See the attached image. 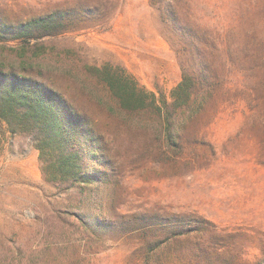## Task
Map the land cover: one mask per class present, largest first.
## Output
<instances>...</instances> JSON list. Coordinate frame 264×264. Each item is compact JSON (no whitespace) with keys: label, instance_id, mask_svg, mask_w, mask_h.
I'll return each mask as SVG.
<instances>
[{"label":"rangeland","instance_id":"374dc122","mask_svg":"<svg viewBox=\"0 0 264 264\" xmlns=\"http://www.w3.org/2000/svg\"><path fill=\"white\" fill-rule=\"evenodd\" d=\"M50 14L48 35L0 41V78L63 99L80 168L51 180L53 159L0 122V264H264V104L228 81L242 73L201 112L172 110L169 133L104 81L169 103L197 28L224 73L250 60L263 79L264 0H0L4 24Z\"/></svg>","mask_w":264,"mask_h":264},{"label":"trees","instance_id":"16d2710c","mask_svg":"<svg viewBox=\"0 0 264 264\" xmlns=\"http://www.w3.org/2000/svg\"><path fill=\"white\" fill-rule=\"evenodd\" d=\"M167 15L170 22L171 19L176 21L172 12ZM55 16L50 14L38 17L16 26L0 22V41H17L48 35ZM195 30L184 34L188 43L186 49H182L185 54L180 62L181 80L171 91L169 103L164 99L158 101L155 94L143 88L115 84L112 78L104 80L106 87L119 100L122 108L129 111L154 108L163 115L166 118V133L170 130L169 119L172 110L195 107L196 113L201 112L207 103L215 100L224 77L226 78L233 68L242 73L238 74L236 79L230 77L232 80H228L232 82L233 88L249 97V104L254 111H258L261 102L264 104V77L260 79L252 73V61L230 60V68L224 73V66L215 57L216 47L208 45L200 29ZM263 65L264 63H260L256 67L262 68ZM248 79L250 82H247ZM252 80L254 82L251 84ZM71 118L70 109L56 92L28 79L0 78V122L6 124L11 134L29 136L40 155H46L49 160L53 159L55 169L51 180H71L78 175L80 164L78 151L74 147L80 134ZM95 145L97 148L96 142Z\"/></svg>","mask_w":264,"mask_h":264}]
</instances>
